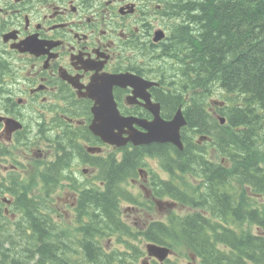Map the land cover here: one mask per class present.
Segmentation results:
<instances>
[{
    "label": "flooded vegetation",
    "instance_id": "flooded-vegetation-1",
    "mask_svg": "<svg viewBox=\"0 0 264 264\" xmlns=\"http://www.w3.org/2000/svg\"><path fill=\"white\" fill-rule=\"evenodd\" d=\"M163 10L164 3L155 0H0V211L12 220L10 238L2 237V242L8 252L15 244L17 252H33L25 264H34L39 254L36 250L49 243L64 252L60 263L67 256L73 264H97L84 252L87 245L97 246V227L86 229L96 220V211L90 205L80 209L82 195L93 198L98 187L105 188L102 168L114 157L157 143L167 145L168 150L174 146L132 140L111 144L92 129L98 114L107 119L113 115L114 105L121 117L134 119L132 125L123 123L121 130L115 129L123 137L134 130L146 132L145 124L153 122L156 114L170 120L180 109L187 121L193 98L188 88L177 87L171 71L178 64L161 47L172 24ZM159 31L162 37L156 39ZM122 74L132 76L130 83L113 81ZM178 93L179 102L170 103L168 99ZM208 99L206 108L201 104L197 108L206 116L207 110L218 117L213 110L216 106ZM208 121L206 117L204 126ZM187 125L180 129L185 140L199 146L210 141L209 135H198ZM204 147L208 149L206 144ZM166 154L175 158L172 149ZM140 159L141 164L124 177L122 196L126 195L127 208L120 204L123 221L135 229L153 220L167 221L173 214L170 207L177 206L169 196L178 192L175 176L162 168L155 153L143 154ZM171 178L174 183L170 186H160L165 184L162 179L169 182ZM217 188L218 195L224 193V183ZM199 189L200 193L188 196L203 195L207 204L216 187L207 183ZM128 205L139 215L143 214L140 208L146 215L156 205L162 217L141 223L129 220ZM29 213L46 217L45 231L35 233L30 241L19 234L20 229L33 233L24 222ZM80 213L87 224L75 231ZM218 219L226 226L222 216ZM16 251L12 260L24 264ZM185 260V264H200L193 254ZM144 261L142 264H177L170 257L159 262L146 256Z\"/></svg>",
    "mask_w": 264,
    "mask_h": 264
},
{
    "label": "trees",
    "instance_id": "trees-1",
    "mask_svg": "<svg viewBox=\"0 0 264 264\" xmlns=\"http://www.w3.org/2000/svg\"><path fill=\"white\" fill-rule=\"evenodd\" d=\"M155 2L164 3L163 13L172 20L170 35L161 44L179 67L174 66L171 76L178 80L177 87L188 88L193 98L191 113H186L187 126L198 134L207 133L210 141L202 146L192 144L182 132L183 149L171 147L174 159L164 156L171 149L158 143L134 149L122 158L114 157L102 168L105 188L98 187L93 198L82 195L80 200V209L90 205L96 211L94 225L92 221L86 229L97 227L99 231L95 249L87 245L84 252L97 264H141L144 249L139 243L144 241L167 244L176 251L186 248L200 264H264V0ZM212 85L223 90L220 100L226 103L217 101L214 110L225 121L221 123L206 110L209 121L204 126L207 116L197 105L210 97L207 94L213 91ZM180 97L178 93L168 101L175 104ZM210 149L215 158L207 156ZM150 152L157 154L162 168L178 180L177 195L169 196L179 205L195 210L173 213L167 221L153 220L145 228L135 229L120 214L121 202L127 201L126 195L122 196L126 191L124 177L141 164L140 156ZM192 177L198 184L192 183ZM162 181L165 184L160 186L174 183L172 178ZM207 183L216 187L215 194L208 196L209 204L203 195L188 196L195 190L200 193L199 188ZM221 183L224 193L218 195L217 185ZM219 216L226 226L220 225ZM85 218L78 214L75 231L85 224ZM45 219L29 213L24 222L30 224L33 233L20 229L19 234L30 241L35 233L45 231ZM11 224V217L0 211V264H18L11 257L18 245L8 252L2 242V237L10 238ZM42 246L36 250L39 254L34 264H73L67 256L60 263L64 252L53 243ZM75 250L82 252L78 247ZM15 253L24 264L34 256L31 251Z\"/></svg>",
    "mask_w": 264,
    "mask_h": 264
},
{
    "label": "water",
    "instance_id": "water-1",
    "mask_svg": "<svg viewBox=\"0 0 264 264\" xmlns=\"http://www.w3.org/2000/svg\"><path fill=\"white\" fill-rule=\"evenodd\" d=\"M161 37V32H157L155 38L158 39ZM112 79L115 83L123 82L126 84L130 83L128 80H132V76L129 74H122L115 76ZM108 118L109 119H107L103 114H98V123L92 127V129L108 143L122 145L128 140H132L134 143L169 141L178 146L180 149L183 147L180 136V128L183 124H185V119L180 109L177 110L173 119L171 120H164L159 116V114H156V119L153 122L145 124V127L148 129L146 132L142 133L134 130L129 133L130 135L128 137H123L122 132H116L115 129L121 127L123 123L132 125L134 119L121 117L118 114L115 105L113 109V115ZM220 121L223 123L224 118L220 117ZM119 130H121V128H119ZM146 250L149 256H154L160 261H162L170 252L168 247L152 242L146 245Z\"/></svg>",
    "mask_w": 264,
    "mask_h": 264
},
{
    "label": "rangeland",
    "instance_id": "rangeland-1",
    "mask_svg": "<svg viewBox=\"0 0 264 264\" xmlns=\"http://www.w3.org/2000/svg\"><path fill=\"white\" fill-rule=\"evenodd\" d=\"M171 71V68H168V71ZM219 84H217V86H218ZM213 86V88L216 90V85H212ZM208 96V95H207ZM209 98V97H208ZM134 189H135V187H134ZM135 190H138V189H135ZM248 192V191H247ZM142 198V197H141ZM141 201H143V200H141ZM127 204V203H126ZM126 204L125 203H123V208H127V206H126ZM129 206V205H128ZM153 207V209H150V211H147V214L145 215L144 214V212H143V210L144 209H139V211H141L143 214L142 215H139L135 210H133L132 209V207H130L129 206V209H127L126 210V212L129 214V216H128V219L129 220H133V221H137V222H139V223H141L142 221L144 222V221H148V220H150L151 218H158V217H162V214H161V211L160 212H158L157 210H156V205H155V207L154 206H152ZM170 208H172V209H169V211H171L172 210V212L173 213H183L184 212V210H183V207H181V206H179V205H177V206H173V207H170ZM148 215V216H147ZM149 216H152V217H149ZM139 245H140V247L142 248V249H145V243H144V241L143 242H141V243H139ZM182 252V253H181ZM186 256H188V251H187V249L186 248H182V250H179V251H177V252H175V253H173L172 255H170L169 257H170V259H171V261H173V262H176L177 264H185V257ZM142 259H145V255L144 256H141V260ZM184 262V263H183Z\"/></svg>",
    "mask_w": 264,
    "mask_h": 264
},
{
    "label": "bare ground",
    "instance_id": "bare-ground-1",
    "mask_svg": "<svg viewBox=\"0 0 264 264\" xmlns=\"http://www.w3.org/2000/svg\"><path fill=\"white\" fill-rule=\"evenodd\" d=\"M171 61V60H170ZM181 62V61H180ZM174 64V63H173ZM181 66V65H180ZM176 67H178V66H176ZM179 68V67H178ZM170 71V70H169ZM213 90L215 91L212 95L210 94V92H209V94H207L208 96H210L209 97V101L210 102H208V103H211V101H212V99L214 98L215 100H218V101H221L220 100V96H222V92H223V90L222 89H220L219 87H216V90L213 88ZM206 91H207V89L206 90H204V93H206ZM203 93V94H204ZM190 95V94H189ZM203 96V95H202ZM204 98V97H203ZM200 100H202L201 98H199ZM206 99V98H205ZM203 101V100H202ZM206 101H207V99H206ZM205 101V103H201V107L203 108L204 107V105L207 103ZM224 103H226V102H224L223 101V103H222V105H224ZM225 105H227V104H225ZM193 106V105H192ZM207 107V106H206ZM206 107H204V108H206ZM188 110V109H187ZM209 116V115H208ZM207 116V117H208ZM208 120H209V117H208ZM187 122V121H186ZM210 123V122H209ZM212 123H214V122H212ZM211 124V123H210ZM215 124V123H214ZM212 125V124H211ZM212 128V127H211ZM212 130V129H211ZM201 133V132H200ZM207 134V133H206ZM195 135V134H194ZM199 135V134H198ZM202 135H204V134H202ZM206 136V135H205ZM196 138V137H195ZM203 139H205L204 137H202ZM194 139V138H193ZM197 139V138H196ZM197 147V146H196ZM200 150V149H199ZM172 161V160H171ZM178 181V180H177ZM191 181H192V183L194 182V183H196V184H198L196 181H193L192 179H191ZM198 193V191L197 190H195V193L194 194H197ZM195 197H197V195L195 196ZM85 211V210H84ZM83 212V211H82ZM185 212H183L182 214H184ZM212 220V219H211ZM87 224V223H86ZM85 224V225H86ZM217 224V223H216ZM223 225V224H222ZM87 227V226H86ZM218 227V226H217ZM84 228V227H83ZM96 230V229H95ZM89 233V232H88ZM125 234V233H124ZM85 235V234H84ZM88 235V234H87ZM91 235V234H90ZM127 235V234H126ZM82 236V235H81ZM91 237L92 236H90V239H91ZM157 244V243H156ZM158 245H163V246H166V247H168L169 249H170V252L168 253V255L161 261V262H163L166 258H169V256L170 255H172L173 254V252H177L176 250H174L171 246H169V245H167V244H158ZM36 247H38V246H36ZM171 249H172V252H171ZM85 250V249H84ZM188 251V256H189V254H193L192 252H190L189 250H187ZM182 253V252H181ZM194 256H196L195 254H193ZM188 256H186V257H188ZM197 257V256H196Z\"/></svg>",
    "mask_w": 264,
    "mask_h": 264
}]
</instances>
